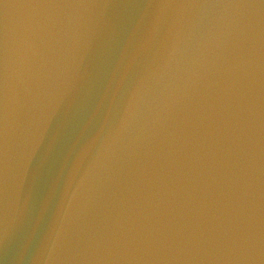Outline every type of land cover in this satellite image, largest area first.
Segmentation results:
<instances>
[{
  "label": "water",
  "instance_id": "obj_1",
  "mask_svg": "<svg viewBox=\"0 0 264 264\" xmlns=\"http://www.w3.org/2000/svg\"><path fill=\"white\" fill-rule=\"evenodd\" d=\"M0 264H264V0H0Z\"/></svg>",
  "mask_w": 264,
  "mask_h": 264
}]
</instances>
